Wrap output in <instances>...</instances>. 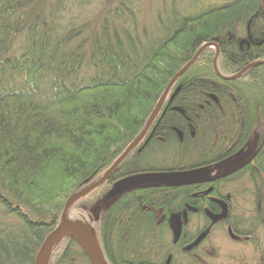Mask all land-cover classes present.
Masks as SVG:
<instances>
[{
  "label": "trees",
  "instance_id": "trees-1",
  "mask_svg": "<svg viewBox=\"0 0 264 264\" xmlns=\"http://www.w3.org/2000/svg\"><path fill=\"white\" fill-rule=\"evenodd\" d=\"M195 1L179 10L175 0H159L167 8L146 23L132 0H105L95 19L74 25L65 22L67 0H0V264H33L67 199L133 143L170 80L201 47L219 48L222 77L264 60V0L198 10ZM214 53L205 48L177 79L142 142L99 191L70 207L72 221L94 230L109 186L127 176L223 161L254 128L264 139V65L224 80L214 72ZM203 190L182 189L190 198L182 203H203ZM173 195L148 185L110 201L98 232L111 264H129L130 238H151L154 222L175 211V201L167 202ZM72 247L64 239L50 263L80 257Z\"/></svg>",
  "mask_w": 264,
  "mask_h": 264
},
{
  "label": "flooded vegetation",
  "instance_id": "flooded-vegetation-1",
  "mask_svg": "<svg viewBox=\"0 0 264 264\" xmlns=\"http://www.w3.org/2000/svg\"><path fill=\"white\" fill-rule=\"evenodd\" d=\"M210 48L214 49L216 54V48L214 46ZM217 50L219 56L218 47ZM166 103L168 104L164 100L162 106ZM261 139L259 128H254L241 149L223 161L192 166L186 170L159 172L172 173L207 169L208 180L186 186H164L166 190L174 193L173 196L168 197L167 202L175 201L174 204L169 203V207L175 211L169 214L166 222L165 218L154 222L151 238L148 236L130 238L129 250H127L130 254H127V263L216 264V255L211 256L207 252L215 251V246L210 243V239L221 233L229 243L252 249V253L250 251L248 254L245 253V248L237 250L236 253L227 254L234 257H236L235 254H239L241 264H264V163L255 162L264 160V139L260 141ZM260 153L262 155L258 156ZM190 187L205 188L200 191L205 194L200 196L203 203L193 201L182 203L183 200L190 198L182 196L180 191ZM214 187H216V195H210V190ZM98 209L94 214V227L92 228L105 261L111 264L100 245L98 232L106 209L102 211H100L101 207ZM70 250L76 251L80 256L81 264H90L78 246ZM247 258H250L249 263H247ZM49 264H60V262L50 263L49 261Z\"/></svg>",
  "mask_w": 264,
  "mask_h": 264
},
{
  "label": "water",
  "instance_id": "water-1",
  "mask_svg": "<svg viewBox=\"0 0 264 264\" xmlns=\"http://www.w3.org/2000/svg\"><path fill=\"white\" fill-rule=\"evenodd\" d=\"M212 46L216 48V54L213 60L214 72L218 77H221V79L224 80L236 79L247 69L264 64V61H257L248 65L234 76L222 77L216 68V59L218 56L217 47L214 44H206L203 47H201L197 51V53L193 56V58L181 70H179L170 80L163 94L161 95L158 103L156 104L153 112L151 113L144 129L136 137L135 141H133V143L125 149L122 155L102 175V177L98 179V181L95 184L80 190L79 192H77L76 194H74L73 196L67 199V201L64 204L63 210L61 212L59 222L57 223L54 230L43 240L35 256L33 264H49L51 256L55 251L56 247L66 238L72 240L80 248V250L82 251V253L84 254V256L86 257V259L89 261L90 264H107V262L105 261L102 255V251L94 231L79 221L69 220L67 216L68 211L73 203L77 202L79 199L83 198L89 192H91L94 188L104 183L113 174V172L119 166V164L127 157L130 151L137 146V144L143 139V137L147 133L148 128L150 127L151 123L157 116L172 85L177 81L178 78H180L190 68V66L197 60V58L205 48H209ZM207 176H208L207 169L191 170L186 172L138 174V175L126 177L115 183L114 188L108 193V198L114 199L115 197L123 194L124 192L148 185H162L166 187L191 185L197 182L208 180Z\"/></svg>",
  "mask_w": 264,
  "mask_h": 264
},
{
  "label": "rangeland",
  "instance_id": "rangeland-1",
  "mask_svg": "<svg viewBox=\"0 0 264 264\" xmlns=\"http://www.w3.org/2000/svg\"><path fill=\"white\" fill-rule=\"evenodd\" d=\"M104 1L105 0H67L66 10L64 12L65 22L74 23V25H81V24H84V23L90 21L92 18L95 19L96 17L94 15L95 14L97 15L98 12H100L104 9V6H102ZM164 1L169 3L171 0H164ZM192 1L193 0H175V2H178V4H176V6L179 10H181L182 8L188 7ZM222 2H227V1L226 0H197L194 2L195 5H193L192 8H195L196 10H198L200 8H205L208 5L220 4ZM130 7L134 11L138 20L140 19L139 20L140 22L142 21V22H146V23L153 22L154 18H156L157 13L160 11H163L164 8H167V6L160 3L159 0H132ZM126 24H128V23L126 22ZM139 25H140L139 26V28H140L142 24L140 23ZM214 52H215V50H214ZM261 61H264V60H261ZM212 66H213V63H212ZM216 68L218 71L217 60H216ZM213 69H214V67H213ZM219 78H221V77H219ZM97 181L91 183L90 185L95 184ZM104 183H102L99 186H97L96 188H94L87 195L91 194L93 191L94 192L99 191L100 187ZM113 188H114V185L109 186L108 192L105 195V199H104L105 202L103 201L104 203H101L102 205L100 206L101 207L100 211L107 209L108 206L110 205V203H111L110 201H112V199L108 198V193ZM68 219L71 221L73 220V218L71 216H69ZM210 240H211L210 243L215 246V251L210 250L207 253L211 256L216 255V258H217L215 260L217 262L216 264H241V259H240L241 256L239 254H235L236 257H234V256H231L227 253H229V252L236 253L237 250H239V249L242 250L245 247H243V246L239 247V245L237 246V245H233V244L229 243L227 241L226 237L221 233H218L215 237H212ZM250 251L252 253V249L250 250L249 248H245V253L248 254V253H250ZM256 256L258 257V254ZM230 257L232 259H228ZM249 259L250 258H247V260H248L247 263H249V261H250ZM81 261H82V259L80 257L71 255V257L69 259H67V261L63 264H81Z\"/></svg>",
  "mask_w": 264,
  "mask_h": 264
},
{
  "label": "bare ground",
  "instance_id": "bare-ground-1",
  "mask_svg": "<svg viewBox=\"0 0 264 264\" xmlns=\"http://www.w3.org/2000/svg\"><path fill=\"white\" fill-rule=\"evenodd\" d=\"M157 115H158V114H157ZM155 118H156V117H155ZM148 119H149V118H148ZM148 119H147V121H148ZM147 121H146V123H147ZM153 122H154V120H153ZM153 122L151 123V125L153 124ZM146 123H145V125H146ZM151 125H150V126H151ZM144 127H145V126H144ZM149 128H150V127H149ZM149 128H148L147 132L149 131ZM143 129H144V128H143ZM145 135H146V134H145ZM144 137H145V136H144ZM134 141H135V140H134ZM139 143H140V142H139ZM139 143H138V144H139ZM131 144H132V143H131ZM131 144H130V145H131ZM138 144H137V145H138ZM130 145H129V146H130ZM135 148H136V147H135ZM133 149H134V148H133ZM133 149H132V150H133ZM132 150H131V151H132ZM131 151H130V152H131ZM127 156H128V155H127ZM118 158H119V157H118ZM118 158H117V159H118ZM115 161H116V160H115ZM112 165H113V164H112ZM112 165H111V166H112ZM150 173H159V172H150ZM138 174H145V173H137V174H133V175H130V176H134V175H138ZM130 176H129V177H130ZM127 177H128V176H127ZM73 204H74V203H73ZM73 204H72L71 206H73Z\"/></svg>",
  "mask_w": 264,
  "mask_h": 264
}]
</instances>
